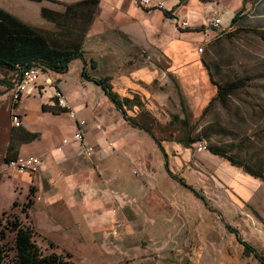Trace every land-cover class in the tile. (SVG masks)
<instances>
[{
	"label": "rangeland",
	"instance_id": "obj_1",
	"mask_svg": "<svg viewBox=\"0 0 264 264\" xmlns=\"http://www.w3.org/2000/svg\"><path fill=\"white\" fill-rule=\"evenodd\" d=\"M58 1L64 5L70 3V0ZM112 2L113 0H97V2L88 0L70 9L62 21L63 30L59 33L62 37L60 45L71 48L73 42H79L83 56H99L102 49L101 45H98V39L105 35L111 41L108 56L123 59L128 45L124 46V42L117 41L125 38L120 34L117 26L124 19L118 20V15H113L114 12H110L111 20L100 16V12L101 14L105 12ZM219 2L228 6L234 4L235 0H219ZM206 3L204 1V4ZM3 4L19 12L17 13L19 15L25 13L28 22L35 26L44 20L40 15L38 1L5 0ZM191 4L192 0H182V6L186 7L184 14L187 17L178 15V21L172 17H165L164 23H156L155 14L154 20L150 22L142 18L138 19L142 32L146 33L144 41L140 42V48L138 47L139 53L143 59L148 55L150 65L162 72L159 75L162 79H158L148 87L150 94L147 107L151 115L145 114L137 106L129 108L128 113L134 114L136 120L150 122V132L162 138L159 140L163 150L158 140L155 141L145 132L143 138H135L131 144H128L129 146L127 145L128 147L126 146L127 157L124 160L119 159L115 163L116 158L109 155L100 161L108 168L106 172L109 173V178L105 183L110 181L116 183L126 201V222L118 223V229L116 227L118 233L114 236L111 234L104 236L101 225L106 223H102V209L98 207L90 210L79 203L70 207L60 200L49 203L43 201L45 198H35L24 211L22 205L28 196L32 197L35 193L36 184L29 180L23 181L22 178H26L27 173L15 172L5 165L6 160L3 159L5 143L12 125L10 113L13 110L22 116L23 105H26L27 113L33 116L35 126L42 130L48 143H55L54 141L60 137L59 132L64 128L52 126L58 120L62 122L64 118L59 116L53 120L51 118L55 116L37 108V102L41 99L40 94L46 91L47 85H54L52 99L58 89L55 83H58L66 92H73L77 100H90V105H94L99 111L98 120L102 121L108 111L107 101L101 97L105 90L100 83L88 77L95 71L89 63L86 70L80 72V56L73 57L68 62L67 69L63 71L43 67L30 92L22 94L23 103L22 100H18L17 103L12 104V91L0 99V122L6 120L3 128H0V226L6 219L14 216H18L25 224L31 222L36 230L34 238L43 250L69 252L74 264H135L132 262L133 259L139 261L137 256L147 248L149 250L153 248L157 264H261L253 255L243 253L241 245L228 230L231 226L226 225L225 221L234 224L235 221L230 220L233 219L235 212L231 210L230 201L216 189L214 167L218 162V156L210 155L206 149L210 145L241 159L256 158L264 162V0H247L243 8L236 10L238 13L236 19L224 28H221V25L209 24V17L218 12L201 18L203 13L205 14L204 7L198 9L196 14L190 11L194 8ZM23 7H28L29 12H24ZM92 18H94L92 30L97 32L88 35L87 29ZM198 18L201 19L195 20ZM180 19H187L188 25L181 26ZM190 20L195 22L191 24ZM111 22L117 25L116 28L109 29L107 24ZM174 28L194 30L189 42L190 52L195 53V56L172 70L174 72L172 79L167 74L168 69H173L172 62L171 59H165L161 55L160 43ZM154 42L157 45L155 48L152 47ZM99 58L100 65H103L105 59L102 56ZM118 63L125 68L127 62L121 61L116 64ZM180 68H183L182 72L179 71ZM7 71L5 70L6 73ZM3 72L4 68H1L0 73ZM50 75L54 78L48 81L47 76ZM245 75H249V78L245 80L244 85L234 89L224 100L215 99L205 108L216 92L215 81L223 82ZM117 80L118 78L115 77L116 86ZM92 85L98 87L101 94L90 91ZM162 88L167 92L164 101L158 98ZM178 89L184 100L186 116L178 101ZM25 95L30 97L24 99ZM114 104H111L113 110L118 113L126 112L125 104H123L125 111L115 102ZM173 114H178V118H173ZM63 115L68 117L67 113ZM185 117L186 123L182 121ZM63 123L66 126V122ZM64 130L67 131V128ZM185 136L195 140L186 142L188 146L184 148L187 155L183 157V146L182 151L172 150L170 147ZM198 142L203 143L205 148L197 150ZM181 144L184 145L183 142ZM61 146L64 148L66 144ZM164 150L169 151H166L168 155H165ZM24 151L21 150L18 154H28ZM167 166L187 184L171 176ZM151 169L155 171L151 172ZM115 172L118 174L116 179L113 177V174L116 175ZM33 173L29 174L34 175ZM94 175L87 177V183H91L93 188L99 184L103 185L101 177ZM61 183L59 180L58 185ZM197 194L204 196L200 199ZM202 198L210 209L209 212L206 206L203 210ZM165 203L168 205L166 206ZM171 203L177 205L181 212L188 214L189 221L186 224L188 231L183 233L184 235H173L172 239L168 240L170 243L168 248H172L169 250L175 251V254L168 255V259L165 256L163 258V253L169 243L160 246L165 238L161 236L160 239L154 238L153 241L156 243L152 244L155 236L151 238L147 235L149 231H152L150 232L152 234L161 233L163 236L169 234L166 227L170 225L172 228L170 233H178L179 229L176 226L179 222L174 213L177 209L171 210ZM180 203L182 206L178 205ZM221 210L225 213H221ZM198 213L200 221L197 220ZM168 215L173 217L170 222L167 221ZM218 215L219 217L221 215V221L217 218ZM239 215L249 219L248 224L244 222L243 237L256 248L264 251V225L257 223L253 216L247 213L241 212ZM243 221H245L244 217ZM13 235V232L7 231L6 237H0V243L12 244ZM48 241H52L54 245L51 246ZM124 256L130 258L129 263L124 262L126 260ZM6 264H10L8 260ZM152 264H155V260Z\"/></svg>",
	"mask_w": 264,
	"mask_h": 264
},
{
	"label": "crops",
	"instance_id": "obj_2",
	"mask_svg": "<svg viewBox=\"0 0 264 264\" xmlns=\"http://www.w3.org/2000/svg\"><path fill=\"white\" fill-rule=\"evenodd\" d=\"M35 1H38L40 4L39 10L42 6H47L58 11L65 10V5L59 3L58 0ZM74 1L76 0H70V3ZM165 1L166 0H163V7L145 8L134 4L132 0H113V2L109 4V8L106 10L108 11V13L106 14V11L104 10L105 12H102V14L100 12V16L106 20H111L110 12H114L113 15L117 14L118 20L124 19V21H121L122 23L118 26L113 22L108 23L107 26H109V29H111V27L116 28L117 26L120 34L125 36L124 39H118L117 41L119 43L124 42V46L128 45L131 48L127 46V49L123 55V59H116L115 57L108 56V51H110L108 50V47H110L109 43L111 41L104 35L98 39V45H101L102 49V52H98L99 56H102L103 59H105L103 65H100L99 56H83L87 64L89 63V65L95 70L94 74H89L88 77L91 79H93L94 77H106L107 82L110 86V90L114 93V95H116L118 99L124 101L126 108L125 113L127 116L122 112L118 113L117 111L113 110L111 104H114V101L108 96L107 92L103 91L102 95L101 91H99L100 89L92 85V87L89 88L90 91L101 94L103 100L107 101L106 105L108 111L106 112L104 118L101 119L102 121H100L98 120L100 118L99 111L96 107H94V105H90V100H77V98L74 97L73 92H66L59 86L58 83H55L56 87L64 94L65 98L67 99L69 108H72L75 112V117H71L66 108L64 110H57V112H52L48 109L49 105H57L55 97H53V99L51 97L53 93L52 86L54 85H47L46 91L40 94L41 99H39L37 102V108L40 111H48L50 115L55 116L51 118L53 120L58 118L59 116L64 118L62 122L58 120V122L52 126L53 128H57V126L58 128H67V131L63 129L62 132H59L60 137L57 138L56 141H54L55 143H48L46 137L43 136L42 130L35 126L33 122V116L27 113L26 105L21 106L20 103V106L23 108L21 125L30 130L38 132V136L35 139L23 142L18 147V153L21 150H25L24 152L27 151L28 154H38L41 157L38 169L33 173L34 175L27 173V177L22 178L25 182L29 180L36 184L35 193L32 195V201L35 198H45L43 200L44 202L46 201L49 203H55L56 201L60 200L63 204H67L70 207L77 206L79 203L80 205L87 207L90 210L101 208V218L103 220L102 223H106L101 225L104 230V236L107 234H111L114 236V234L118 233V223L126 222V201L124 199L122 191H120L116 183H113L111 181L110 183H105L106 179L109 178V173L106 172L108 168L103 164V162L100 163V161H102V159L109 155L116 158V160L114 161L115 163L119 159L124 160L127 157L125 149L126 146L128 144H131L135 140V138H143L145 132L151 135L155 141L158 140L161 144V149L163 150L162 143L159 140H162V138H158V136H155V134H152L150 132L151 130H148L150 129V122L147 123L144 120H136L133 117L134 114L128 113V110L129 108L137 106L139 109H142L145 114L151 115L147 107L149 99L148 97L150 94V91H148V87L151 84H154L158 79H162L159 76L162 72H159L158 69L153 68L150 65V59L148 55L143 59L141 58V54L139 53L138 47L140 48V42L144 41L146 33L142 32L141 25L138 22V19L142 18L144 19V21L148 22L155 19L156 23H164L165 17H172V19L178 21V15L186 16L184 14V9H186V7L182 6V0H169V2L167 3ZM204 1H206L207 3L204 4ZM4 2L5 0H0L1 7L14 13L22 20L26 22L29 21L25 13H23L24 15L20 14L22 15L20 16L19 14H17L19 12H15V10L4 6ZM242 2L243 0H235L234 4H228V6H226V3H220L219 0H192L191 5H193L194 8H191L190 11L198 14V9L203 6L205 9V14L203 13L201 18H204V16L211 13L218 12L217 14H219L222 19L221 28H224L228 26V24L230 23V19L234 15L236 10L238 8H241ZM188 6L190 7V5ZM165 8L171 9V14L173 16H167L163 11V9ZM29 10L30 9H28V7H23L24 12L28 13ZM175 10L178 11L175 12ZM154 14L156 16L153 19ZM42 18H44V20L40 21L39 25L37 26L30 22L28 23L37 27L52 42L60 43L62 37L59 35V33L63 30V28L61 29V27L57 26L53 21L48 20L43 16ZM94 18H92L91 23L87 29L88 35L95 34L97 32L95 30L93 32L92 30ZM201 18L195 20H199ZM195 20H192V22L190 20L191 24L194 23ZM103 29L104 27H102V30ZM193 32V29L180 30L174 28L171 29L167 37L160 43V48L162 49L161 55L163 56V58L171 59L173 69H168L167 74L171 76L172 79H174V72L172 70L178 68L180 63H184L187 60L194 58L195 56V53L193 54L190 52L189 42L190 37H193L194 35ZM152 47H157L155 42L153 43ZM80 58V72H84L83 68L86 70V67L83 63V58ZM91 60L95 61V65L90 64ZM121 61H126L129 64L126 63L125 68H122L121 64H116L117 62ZM1 68H4V72L0 73V99L4 98L8 94V92L12 91L13 84L18 78L17 72L0 66V69ZM5 70H8L7 73L5 72ZM179 71L182 72L183 68H180ZM115 77L118 78L117 86L115 85L116 80L114 81ZM50 78L54 77L52 75L47 76L48 81H50ZM137 78H139L140 80H138ZM175 85L176 87H178V83L176 81ZM161 90L162 92L160 93V97L158 98L160 101H164L167 92L164 91V88H162ZM178 93V101L180 103V107L185 111L186 116V107L184 105V100L180 94L179 89ZM30 95H25L23 98H29ZM32 97H34V95ZM19 100L21 101L22 98H20ZM23 101L24 100H22L21 102L23 103ZM43 104L46 108L42 107ZM46 104L48 106H46ZM39 112L38 115L41 116V113ZM64 113H67L68 117L64 116ZM127 117H131L137 124L132 123ZM173 118H178V114H173ZM78 120H83V124L80 125L84 134L83 140L80 142H70L66 144L64 148L57 146L63 136L70 135L76 130ZM182 121H184V119H182ZM63 122H66V126H64ZM51 134L52 132L50 131V135ZM187 141L188 138L187 136H185L184 139L178 140L175 145H172L170 149L182 151V146L183 148L184 146H188V144H186ZM181 142H183L184 145L181 144ZM87 144H91L93 146V151H91V153L89 154L85 152V146ZM167 150H164L165 155H168L167 152L169 151ZM206 150L210 155L215 154L218 156V162L214 167V178L216 180L215 184L217 185L216 189L219 190L220 193H222L224 198L230 201L231 210L235 212L233 219L230 220L235 221L234 224H230V222L227 220L225 221L226 225L228 224L231 226V228H228L229 232L233 234L235 240L241 245L244 254L253 255L259 263L264 264L258 256V254L264 255V251L256 248L249 240L243 237V227L245 223L248 224L249 219L243 215H239V213L241 212L247 213L253 216V219L257 223L264 225V175L253 174L245 170L241 165L230 162L223 155L214 153L208 148ZM186 155L187 152L184 148L183 157ZM166 163L168 164L167 160ZM167 170L170 171L169 174L171 176L178 180L176 174L173 173L168 166ZM150 171L153 172L155 171V169H151ZM115 173L116 175L113 174L114 179H116V176L118 175L117 172ZM94 174H97L96 176L101 177V179L103 180V185L99 184L96 188H93L91 183H87V179L89 178V176L94 177ZM59 180L60 182H62L60 185H58ZM222 185L224 188L222 187ZM193 190L195 189L193 188ZM93 192L97 193L95 194ZM203 196L204 195L202 194H197V197L199 198ZM181 203L178 205L182 206ZM201 204L204 210V208L207 207L205 204V200ZM165 205L167 206L168 203H165ZM170 206L171 210H173V208L177 209V211H175L174 213H176L177 220L179 222V224L176 226L179 229L178 233L171 234L170 231L172 228L170 225L166 227V231L169 232V234H165L164 236L161 233H150L152 231H149L148 235L146 234L149 237L155 236L153 237L152 241L154 240V238L160 239L159 236L164 237L165 239L162 240L160 246L167 245L169 243L168 240L172 239L173 235L179 236L188 231V229L186 228V224L189 221L188 214L181 212V210L177 208V205H174V203H171ZM207 210L209 212L210 209L207 207ZM221 213L225 212L221 210ZM172 214L173 213H171V215ZM199 215L200 214L198 213V221H200L201 219ZM88 217L89 216H87V218ZM243 217L245 221H243ZM217 218L220 221L222 220L221 215L220 217L218 215ZM172 219L173 217L168 215L167 221L170 222ZM242 241L250 244L253 247V250L245 248V245ZM155 243L156 242L153 241L152 244ZM168 246H170V243L167 245V250L164 251V253H166L167 255L163 253V258L167 257L169 259L168 255H173V253L175 254V251L169 250L172 248H168ZM154 255L155 254L153 253V248H151L150 250L147 248V250L141 252L140 255L137 256L139 257V261L134 258L132 262L135 264H144L145 262H148L145 264H152V261L155 260V264H157ZM124 259H126L124 260L125 263L130 262L129 257L124 256Z\"/></svg>",
	"mask_w": 264,
	"mask_h": 264
},
{
	"label": "trees",
	"instance_id": "obj_3",
	"mask_svg": "<svg viewBox=\"0 0 264 264\" xmlns=\"http://www.w3.org/2000/svg\"><path fill=\"white\" fill-rule=\"evenodd\" d=\"M85 1L88 0H76L67 3L64 11H58L47 6H42L40 13L43 17L53 21L62 29V21L70 9ZM90 1L97 2V0ZM246 1L247 0H243L241 8H243ZM163 11L167 16H173L171 14V9L165 8ZM237 14L236 11L231 17L230 22L236 19ZM76 56L83 58V63L86 67L87 62L83 57L79 42H73L71 48L63 47L60 43L52 42L37 27L22 20L14 13L0 6V66L13 70L18 74L21 69L28 67L33 63H40L42 69L44 67L55 71H63L67 69L68 62ZM90 64L95 65V61L91 60ZM83 71H85L84 68ZM247 78H249V75L238 76L223 82L215 81L217 86L216 92L208 101L205 108L210 106L215 99L224 100L230 92L244 85ZM93 80L100 83L117 106L125 111L123 108L124 101L118 99L110 90L106 77H94ZM42 107L46 108L44 104ZM48 109L52 112H57V110H64L65 108L59 105H49ZM124 114L126 115L125 112ZM127 118L132 123H136L131 117ZM184 122L186 123V118H184ZM0 123V128H3L6 120L4 119L3 122ZM148 130L150 131V129ZM37 136V131L30 130L22 125H11L5 143L3 159L7 160L16 156L18 154V147L21 143L33 140ZM187 138L188 141L195 140L191 138L189 139L188 136ZM207 148L214 153L223 155L230 162L241 165L245 170L253 174L264 175V162L261 161V159H241L230 152L216 149L210 145L207 146ZM176 177L180 182L187 184L180 176L176 175ZM31 201L32 197L28 196V199L22 205L24 211H26ZM7 231L13 232L14 235L12 237V244L7 242L0 243V264H6V260H8L10 264H74L73 260L70 258L71 254L69 252L43 250L34 238L36 230L31 222L25 224L18 216H14L6 219L5 223L0 226V237H6ZM242 242L244 243L245 248L253 250V247L250 244L245 241ZM48 243L51 246L54 245L52 241H48ZM8 255L9 258L7 259ZM258 256L264 263V255L258 254Z\"/></svg>",
	"mask_w": 264,
	"mask_h": 264
},
{
	"label": "built area",
	"instance_id": "obj_4",
	"mask_svg": "<svg viewBox=\"0 0 264 264\" xmlns=\"http://www.w3.org/2000/svg\"><path fill=\"white\" fill-rule=\"evenodd\" d=\"M132 2L138 6L150 7L152 5H158L162 7L164 5L163 0H132ZM209 24L212 26H219L222 24V19L219 14H214L209 17ZM179 24L181 26H187V19H180ZM42 72V67L38 63H33L28 67L21 69L20 75L17 78V82L14 84L12 90V104L17 103V101L21 98L23 93H28L32 89L36 79ZM57 105L64 107L68 110V113L71 117H75V112L72 108H69L67 99L64 94L56 89L55 95ZM10 120L12 125H21V115L17 111H11ZM83 124V120L77 121V128L70 136H63L60 140L59 147H62L63 144H68L70 142H80L84 138L83 130L80 125ZM205 148V145L201 142H198L196 145L197 150H202ZM93 150V146L91 144H87L85 146V152L91 153ZM41 157L38 154H26L21 155L17 154L14 157H11L5 161V165L15 172L18 173H31L35 172L38 169Z\"/></svg>",
	"mask_w": 264,
	"mask_h": 264
},
{
	"label": "water",
	"instance_id": "obj_5",
	"mask_svg": "<svg viewBox=\"0 0 264 264\" xmlns=\"http://www.w3.org/2000/svg\"><path fill=\"white\" fill-rule=\"evenodd\" d=\"M18 75H20V72H19V74H18ZM16 82H17V80L15 81V83H16ZM15 83H14V84H15Z\"/></svg>",
	"mask_w": 264,
	"mask_h": 264
},
{
	"label": "flooded vegetation",
	"instance_id": "obj_6",
	"mask_svg": "<svg viewBox=\"0 0 264 264\" xmlns=\"http://www.w3.org/2000/svg\"><path fill=\"white\" fill-rule=\"evenodd\" d=\"M18 77H19V75H18Z\"/></svg>",
	"mask_w": 264,
	"mask_h": 264
}]
</instances>
